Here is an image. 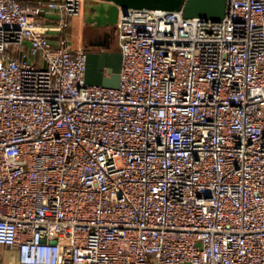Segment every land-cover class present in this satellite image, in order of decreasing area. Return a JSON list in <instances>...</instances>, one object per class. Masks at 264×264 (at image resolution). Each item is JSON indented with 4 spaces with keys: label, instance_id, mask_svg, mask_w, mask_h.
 Listing matches in <instances>:
<instances>
[{
    "label": "built area",
    "instance_id": "built-area-1",
    "mask_svg": "<svg viewBox=\"0 0 264 264\" xmlns=\"http://www.w3.org/2000/svg\"><path fill=\"white\" fill-rule=\"evenodd\" d=\"M81 7L0 0V245L18 264H264V0L122 8L117 86L86 81Z\"/></svg>",
    "mask_w": 264,
    "mask_h": 264
},
{
    "label": "water",
    "instance_id": "water-1",
    "mask_svg": "<svg viewBox=\"0 0 264 264\" xmlns=\"http://www.w3.org/2000/svg\"><path fill=\"white\" fill-rule=\"evenodd\" d=\"M92 31L99 41L84 46L86 54V81L106 86L119 84L121 52L113 45V37L120 10L124 7L162 8L182 10L184 16L220 19L226 11V0H87Z\"/></svg>",
    "mask_w": 264,
    "mask_h": 264
},
{
    "label": "crops",
    "instance_id": "crops-1",
    "mask_svg": "<svg viewBox=\"0 0 264 264\" xmlns=\"http://www.w3.org/2000/svg\"><path fill=\"white\" fill-rule=\"evenodd\" d=\"M89 2L87 0H84L81 10L77 15H74L70 19V25L66 29V34L69 38V41L71 42V46L73 49L77 48H84L86 44H90L92 41H99L101 38H98L96 34L92 31V28L90 27V23L86 21V15L88 16L87 6ZM44 20H46L50 24H56L59 21L58 14L54 12L45 13L43 15ZM72 27L77 28V47L73 46V43L71 41V29ZM49 38L54 43H58L59 38L61 37V33L58 31H49L48 33ZM117 37V31L115 27L114 37L113 40ZM114 43V42H113ZM114 45V44H113ZM0 264H18V251L15 247L11 246H5L0 245ZM181 264H187V263H181Z\"/></svg>",
    "mask_w": 264,
    "mask_h": 264
},
{
    "label": "rangeland",
    "instance_id": "rangeland-1",
    "mask_svg": "<svg viewBox=\"0 0 264 264\" xmlns=\"http://www.w3.org/2000/svg\"><path fill=\"white\" fill-rule=\"evenodd\" d=\"M83 2H84V0H82V4H83ZM71 30H72V31H71V33H70V35H71V38H70V39H71V41H72V43H73V46H74V47H77V46H78V44H77V37H78L77 28H76V27H72ZM113 42H114V45H115V46L118 45V39H117L116 36H115ZM70 44H71V42H70Z\"/></svg>",
    "mask_w": 264,
    "mask_h": 264
},
{
    "label": "trees",
    "instance_id": "trees-1",
    "mask_svg": "<svg viewBox=\"0 0 264 264\" xmlns=\"http://www.w3.org/2000/svg\"><path fill=\"white\" fill-rule=\"evenodd\" d=\"M27 1H37V0H27ZM45 1H49V0H45Z\"/></svg>",
    "mask_w": 264,
    "mask_h": 264
}]
</instances>
